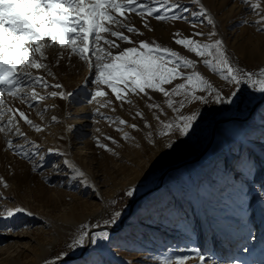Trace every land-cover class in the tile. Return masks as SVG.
<instances>
[{"label": "rangeland", "instance_id": "rangeland-1", "mask_svg": "<svg viewBox=\"0 0 264 264\" xmlns=\"http://www.w3.org/2000/svg\"><path fill=\"white\" fill-rule=\"evenodd\" d=\"M180 2L199 10L190 0ZM253 2L256 0L246 6L242 0H201L233 63L258 73L264 67V32L257 31L261 25L255 22L264 15V0H259L260 8L256 10L250 7ZM131 18L144 33L142 39L173 47L189 58L194 54L175 45L173 33L181 31L191 36L193 31H199L206 35L213 30L207 21L194 30L183 21L147 18L153 29L149 31L139 17L132 14ZM195 38L207 42L205 37ZM56 51L49 50L47 54L51 58ZM198 68L222 94L233 90L232 85L202 64ZM53 71L55 80L45 77L49 84L60 83L63 91L74 93L72 97H51L47 92L56 89L37 88L45 98L35 102L34 108L19 101L13 103L43 129L36 132L19 122L45 159L41 161L36 156L29 161L13 154L6 149L0 133V178L7 184H0V211L21 206L33 213L0 219V264L53 261L61 252H69L67 244L79 234L82 224L90 226L86 229L91 230L90 234L103 231L108 238H98L92 244L89 237L87 244L85 237L82 256L62 264H160L165 258L181 255L189 257L185 264H200L193 248L205 256V264H209V257L217 264H264V95L242 84L233 104L188 105V109L198 106L197 119L204 121L194 123L186 137L174 134V148L164 149V140L156 134L158 123L139 97L131 96L133 104L121 107L122 102L105 89L109 96L99 98L100 102L111 99V105L100 107L95 101L89 104L88 93L95 85L91 78L85 80L89 70L83 61L65 54ZM97 108L103 116L96 114ZM137 108L144 111L152 129H145L139 117L133 119ZM41 111L43 119L37 114ZM167 111L165 119L174 118L175 113ZM52 116L57 120L52 121ZM116 116L129 124L137 123L141 130L120 126L132 137L123 139V132L116 130L118 125L103 118ZM149 131L153 132L155 146L146 138ZM211 137V145L200 160L185 164L204 149ZM10 138L24 143L14 135ZM97 139L112 152L99 148ZM50 148L66 155L49 153ZM64 159L85 173L87 185L80 183L83 178L69 183L73 173L63 164ZM248 161L253 165L250 172L245 166ZM32 163L40 165L36 172L32 171ZM173 166L158 189L138 198L155 187L159 176ZM128 191L133 194L126 195ZM116 211L121 213L116 224L105 225L103 221L111 219ZM93 224L98 227L92 228ZM6 226H15L16 230H4ZM83 248L69 252L68 257L78 256Z\"/></svg>", "mask_w": 264, "mask_h": 264}, {"label": "snow or ice", "instance_id": "snow-or-ice-1", "mask_svg": "<svg viewBox=\"0 0 264 264\" xmlns=\"http://www.w3.org/2000/svg\"><path fill=\"white\" fill-rule=\"evenodd\" d=\"M190 3L198 6L199 10L189 9L180 0H0V133L4 135L6 149L29 161H33L36 156H39L41 161L45 159L39 146L29 140L21 130L19 122L23 121L36 132L43 129L29 119L25 111L14 108L13 103L19 101L30 109L34 108L35 102L45 98L37 88L56 89L47 92L51 97L59 96L64 100L72 97L74 93L63 91L60 83L50 85L45 78L56 79L53 68L60 64L65 54L78 57L88 67L89 76L85 77V80L91 78L90 82L95 88L88 93L91 99H88L87 103L95 101L100 107L111 105V99L100 102L99 98L109 96L105 89L110 90L116 101L122 102L121 107L124 103L133 104L131 96L143 100L144 107L158 123L156 134L164 140V149L174 148V134L186 137L193 129L200 112L198 107L188 109V105L233 104L239 96L242 84L264 95V67L254 73L235 65L224 41L218 38V33L214 30L216 24L208 9L201 0H190ZM242 3L248 6L250 0H242ZM250 7L253 10L259 9V0L251 3ZM184 13L190 15L185 16ZM132 14L139 17L143 27L149 31L153 29L147 18L161 22L183 21L189 23L194 30L203 21H207L213 30L206 35L199 31H193L191 36L181 31L173 33L174 44L181 46L187 53L194 54L193 58H189L173 47L155 40L142 39L144 33L134 26ZM192 17L197 19L193 20ZM255 23L261 25L257 27V31L264 32V15ZM195 37H205L207 42ZM49 50L58 51L50 58L47 54ZM198 64H202L210 73L232 85L233 90L222 94V91L201 73ZM34 71L42 72L43 75L34 74ZM256 75L260 78L254 79ZM145 97L147 99H144ZM168 109L175 113L174 118L165 119L169 116ZM182 110H186L188 114ZM37 114L43 119L42 111ZM96 114L103 116L99 113V108L96 109ZM136 117L143 121L145 129H152L153 125L140 108L136 109L133 119ZM103 118L117 124V131L123 132L120 126L124 125L136 131L141 130L137 123L129 124L119 116ZM51 119L56 121L57 117L52 116ZM11 135L24 143L14 142L10 138ZM145 135L149 144L155 146L153 132L149 131ZM131 138L128 132H123V139ZM112 143L116 141L112 140ZM97 146L112 152V149L99 139ZM48 152L66 155L51 148ZM63 164L73 173L69 183L83 178L80 183L88 184L85 173L79 167L68 159H64ZM39 166L32 163V171L36 172ZM245 166L249 172L252 170L251 161ZM0 184L7 187L3 178H0ZM132 194L131 191L126 193L128 196ZM17 214L33 215L26 208L17 206L0 211V219L10 220ZM120 215L119 211L113 212L111 219L104 220L103 223L116 224ZM89 227L88 224L80 226L79 234L67 244L69 252L83 248L86 244L85 237L90 236L92 244H96L98 238H108V233L103 231L89 234L86 231ZM91 227L96 228L98 225L93 224ZM4 230L15 231L16 227L6 226ZM191 251L197 254L196 258L200 264H205L206 258L198 249L193 248ZM69 252H61L55 260L46 261L45 264H62ZM188 259L189 257L183 255L175 256L161 260L160 264H185ZM208 261L209 264H217L211 257Z\"/></svg>", "mask_w": 264, "mask_h": 264}, {"label": "water", "instance_id": "water-1", "mask_svg": "<svg viewBox=\"0 0 264 264\" xmlns=\"http://www.w3.org/2000/svg\"><path fill=\"white\" fill-rule=\"evenodd\" d=\"M262 100H264V96H263V98L261 99V101H262ZM211 140H212V137H211L209 143H207V145L204 147V149H203L198 155H196V156L193 157L192 159L186 161L185 164H186V163H187V164H189V163H194V162H197L198 160H200V158L204 155L205 151L210 147V145H211ZM173 168H175V167L173 166V167H169L168 169H166V170H165V171L159 176V178H158V184H157L155 187H153V188H151V189H149V190H147V191H144L141 195L138 196V198H141L142 196H144V195H146V194L152 192L153 190L158 189V188L162 185L163 178L165 177L166 173H167L168 171H170L171 169H173ZM132 209H133V203L130 204V206H129V211H128V212L130 213V212L132 211ZM126 216H127V215H126ZM126 216H125V217H126ZM121 224H122V223H121ZM109 230H110V231H113V230H111V229H109ZM90 231H91V230H90ZM90 231H89V234H90ZM89 237H90V236H89ZM89 237H88V240H87V244H88V242H89ZM84 249H85V248L82 249V251L80 252V254H79L78 256H76V257H66V258L63 260V262H65V261H69V260H72V259H74V258H78V257L82 256ZM57 264H60V262H57Z\"/></svg>", "mask_w": 264, "mask_h": 264}, {"label": "crops", "instance_id": "crops-1", "mask_svg": "<svg viewBox=\"0 0 264 264\" xmlns=\"http://www.w3.org/2000/svg\"><path fill=\"white\" fill-rule=\"evenodd\" d=\"M197 107H198V106H197ZM203 121H204V119L199 118V119H197V121H196L195 123H197V122H203ZM193 129H194V127H193ZM199 131H200V134L203 135V131L201 130V128H199Z\"/></svg>", "mask_w": 264, "mask_h": 264}]
</instances>
